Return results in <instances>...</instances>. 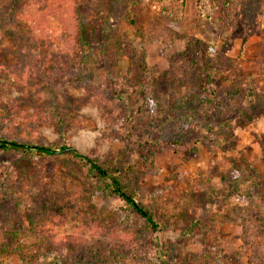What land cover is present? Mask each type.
<instances>
[{"label": "rangeland", "instance_id": "374dc122", "mask_svg": "<svg viewBox=\"0 0 264 264\" xmlns=\"http://www.w3.org/2000/svg\"><path fill=\"white\" fill-rule=\"evenodd\" d=\"M49 1L38 50L21 46L13 25L0 35V137L63 139L118 168L158 229L80 162L0 149L6 243L32 255L35 232L60 248L74 238L86 264H104L115 249L129 256L119 264H160L162 251L172 264H204V255L212 264H264L246 241L255 234L250 214L264 216V25L246 40L239 26L197 22L195 0L173 22L160 0ZM19 4L0 0V18ZM191 38L211 49L205 62L198 51L186 55ZM66 41L86 44L85 68L59 82L53 73L51 92H37L38 61H53ZM117 49L143 50L133 80ZM0 264L22 263L7 253Z\"/></svg>", "mask_w": 264, "mask_h": 264}, {"label": "trees", "instance_id": "16d2710c", "mask_svg": "<svg viewBox=\"0 0 264 264\" xmlns=\"http://www.w3.org/2000/svg\"><path fill=\"white\" fill-rule=\"evenodd\" d=\"M51 3L49 0H20L17 7L12 6L10 12L0 18V35L8 32L9 25L16 27L20 33L17 36L21 46L32 47V50H38V42L42 41V31L40 29L45 17L46 11L51 10L47 6ZM185 0H160V15L167 21H176L179 14L183 13ZM46 4V6H44ZM14 13H11V12ZM195 13L197 22L206 21L213 26L219 25L226 31H232L237 26L243 28L244 39H248L256 34L264 25V0H195ZM8 17V18H7ZM134 24V22H132ZM45 24V23H44ZM86 44L80 41L76 45H72L69 41L65 42V46L59 49V53L54 60L47 62L38 52V57L41 58L37 64L40 67L42 81L40 84H35L37 92L50 91V77L56 78L53 81L65 80L71 77L77 70L85 68V61L88 59L82 55ZM186 55L191 51L201 53L202 61L205 62L208 55H211V49L202 45L198 39L191 38L186 46ZM115 52V51H114ZM119 49L116 50L117 57L126 58L128 60V75L130 79H134L131 73L140 70V60L143 61V50L135 49L132 52H126ZM190 57V56H187ZM41 78V77H40ZM2 81V79H0ZM5 80V79H4ZM52 81V82H53ZM59 82V81H58ZM28 84H31L29 82ZM139 83L140 92H145L144 87ZM57 125V124H56ZM1 150L22 151L25 154L33 157H49V158H68L80 162L83 166L89 168L98 179L108 183V187L112 194L120 198L138 217H140L152 232H156L158 224L149 213L143 208L127 190V188L118 179L117 173L119 169L112 170L100 164L92 156L83 155L74 147L69 145L65 140L60 139L50 145L33 144L29 142H20L0 137ZM83 220L84 223L89 222L87 217L86 204H83ZM250 219L253 223L255 234L248 236L247 243L255 250L260 249L264 253V216L262 214H250ZM31 227H35L31 224ZM204 232L209 230L204 229ZM257 231V232H256ZM36 248L32 255H26L22 247L17 246L12 248L5 241V235L0 232V256L7 253L18 254L22 264H86L84 255L81 252H86L84 248H78L79 244L74 238H67L63 245L68 248H60L61 246L54 242L48 234L35 232ZM126 254L121 249H115L111 252V259H108L104 264H119L120 261L126 259ZM157 259H160V264H172L165 253L158 252ZM204 261V264H212L209 256L204 255L199 258Z\"/></svg>", "mask_w": 264, "mask_h": 264}]
</instances>
